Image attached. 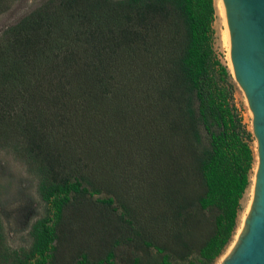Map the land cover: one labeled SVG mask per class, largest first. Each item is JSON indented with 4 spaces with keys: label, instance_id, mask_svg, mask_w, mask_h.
Here are the masks:
<instances>
[{
    "label": "trees",
    "instance_id": "1",
    "mask_svg": "<svg viewBox=\"0 0 264 264\" xmlns=\"http://www.w3.org/2000/svg\"><path fill=\"white\" fill-rule=\"evenodd\" d=\"M20 1L0 0V16ZM214 20V0H45L0 33V152L32 161L53 211L33 226L23 257L7 252L0 219V264H53L63 209L106 190L120 170L106 159L114 141L122 157L145 148L144 243L157 264H214L255 164L235 85L213 48ZM129 112L136 124L121 127ZM10 173L1 164L0 177ZM162 222L174 224L171 243L152 234ZM75 264L90 263L83 255Z\"/></svg>",
    "mask_w": 264,
    "mask_h": 264
},
{
    "label": "rangeland",
    "instance_id": "2",
    "mask_svg": "<svg viewBox=\"0 0 264 264\" xmlns=\"http://www.w3.org/2000/svg\"><path fill=\"white\" fill-rule=\"evenodd\" d=\"M44 1L21 0L9 12L0 16V33L34 11ZM213 30L214 51L231 75V80L235 85L234 102L251 131V113L245 96L235 83L228 67L227 51L222 40L224 27L216 7ZM125 122L121 124V127L136 124L132 113H127ZM121 142L114 141L109 146L111 152L106 159L113 158V162L116 161L119 164L118 169L120 170L116 171L115 176L106 180L109 184L103 187L106 190L93 196H75L63 209L61 220L55 225L53 264H75L81 260L83 255L87 256L90 264H96L100 260L105 261L103 264H131L134 257L141 259L142 264L158 263L159 257L156 251L146 247L144 243L148 240L146 236H149L148 232L143 230L147 215L146 209L151 199L152 178L147 172L149 161L145 158V148H139L140 154L132 152V155L125 154L122 157ZM253 148H255V139ZM106 159L98 158L96 164L99 165L100 160L107 162ZM31 162L22 155L0 152V166L1 164L8 165L11 171V176L0 177V219L4 227V247L8 253H18L21 257L26 256L25 254L32 246L33 226L37 222L53 218V211L47 201L43 200L40 192L41 179L37 173L34 174L32 171ZM84 172L88 173L89 170L84 169ZM95 174L99 176L100 169ZM252 179L253 171L249 187L241 199V211L234 236L214 264H222L229 257L227 254L239 229L241 215L251 198L249 189ZM101 199H111L112 203L98 202ZM157 207L160 209L162 206ZM164 223L159 224L160 231L152 233L159 244L171 243L169 234L174 224L170 222L168 226ZM131 225H133L132 229ZM135 232H140V236ZM171 247L173 246H168V248ZM110 252L114 254L113 263L106 261Z\"/></svg>",
    "mask_w": 264,
    "mask_h": 264
},
{
    "label": "water",
    "instance_id": "3",
    "mask_svg": "<svg viewBox=\"0 0 264 264\" xmlns=\"http://www.w3.org/2000/svg\"><path fill=\"white\" fill-rule=\"evenodd\" d=\"M232 76L251 113L255 139L253 198L245 227L222 264H264V0H222Z\"/></svg>",
    "mask_w": 264,
    "mask_h": 264
},
{
    "label": "bare ground",
    "instance_id": "4",
    "mask_svg": "<svg viewBox=\"0 0 264 264\" xmlns=\"http://www.w3.org/2000/svg\"><path fill=\"white\" fill-rule=\"evenodd\" d=\"M214 2H215V7L217 9V12H218L221 20H222V24H223V27H224V30L222 32V40H223V44L225 45L226 51H227V57L226 58L228 59V67H229L230 71H232V66H231V61H230V39H229V32H228L227 23H226L225 9H224L222 0H214ZM253 181H254V176H253V179H252V185H251V187L249 189L251 198L249 199V201H248V203L246 205V208H245V210L243 211V213L241 215L240 223H239V229L237 231V234L235 236V239H234L231 247L229 248L227 256H230L231 253L234 251L235 247L237 246V244L239 242V238H240V236L242 235V233L244 231L245 220L248 217V214H249V211H250V208H251L252 198H253Z\"/></svg>",
    "mask_w": 264,
    "mask_h": 264
}]
</instances>
